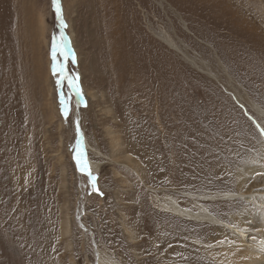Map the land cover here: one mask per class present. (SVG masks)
Here are the masks:
<instances>
[{"label": "rangeland", "instance_id": "rangeland-1", "mask_svg": "<svg viewBox=\"0 0 264 264\" xmlns=\"http://www.w3.org/2000/svg\"><path fill=\"white\" fill-rule=\"evenodd\" d=\"M61 9L63 29L52 0H0V264H95L98 251L118 264H174L182 254L180 264H198V253L218 264L196 234L199 223L186 224L161 203L206 202L230 216L212 206L227 197L250 201L216 189L210 159L223 154L246 163L247 141L263 139L250 117L264 113L263 87L246 66L252 57L260 75L264 51L245 18L264 31V0H61ZM62 31L75 63L59 52L52 59ZM54 64L78 76L86 106L76 105L66 80L57 84ZM109 74L119 93L107 85ZM77 118L89 159L100 163L92 172L99 192L77 166ZM112 135L120 138L116 152ZM218 141L233 149L215 153ZM158 227L181 253L169 255L164 246L152 253Z\"/></svg>", "mask_w": 264, "mask_h": 264}, {"label": "bare ground", "instance_id": "bare-ground-1", "mask_svg": "<svg viewBox=\"0 0 264 264\" xmlns=\"http://www.w3.org/2000/svg\"><path fill=\"white\" fill-rule=\"evenodd\" d=\"M113 16L116 18L115 15ZM117 22H118V19L116 18V20L112 24H107L111 26V29L110 30L107 29L109 30V35L107 36V40H106V44H107L106 45L107 46L106 57H108V59L111 61H114L117 56V53H115L116 48L113 43L117 41L115 38V35L118 34V28L116 27L118 26ZM245 22L248 27L247 31L250 32V36L254 34H257V36H259V42L262 43L259 46L264 51V46H262L264 44L263 29L258 25V22L250 19L249 17L245 18ZM158 39L161 42L168 45L170 48L180 52L179 48L172 41V39H170V37L164 34H160ZM185 58H187V60L190 61L191 63L193 64L195 63L194 59L193 60L189 59L188 56ZM253 63H254L253 58L252 57L249 58L246 69L250 71V74L253 73V77H250V79L255 78V80L260 81V84L262 85L263 92H264V62L261 65L263 72L260 73V75L255 73L256 65ZM208 71L209 70H206L207 74L211 76L212 78H214V76ZM107 81H108L107 85H114L116 88L115 91L119 93V86H117L116 84L117 82L116 76L109 74L107 76ZM128 84L129 86H131V89H132L133 80L129 81ZM137 94H139V92ZM234 99L237 101L240 100V99L238 100V98L236 97ZM260 112L262 111L260 110L257 112L256 110H254L250 117H252L255 120V125H257L258 128L260 129V133L263 139H259V140L256 139L257 137L256 130L254 129L256 137H254V139H250L249 141H247L248 142L247 146L243 150L245 153L247 152V155H246L247 161L245 160L246 163L244 162L243 157L236 158V157L227 156L225 157L226 158L225 159L223 154L222 156H218V157L210 159L212 161V166L214 169L213 175L219 177V180L216 181V183L218 184L216 186V189L218 188V190H220L222 193L226 195L238 194V195L247 196V198L251 196L249 197L250 201L243 200L240 198L228 199L227 197L226 198L227 201L216 203V205L212 206L213 210H214L213 207L215 206H220V208L226 209L230 216H226V214H224V212L222 211L220 212L219 207H215L217 208V210H214V211H212L211 209H207L205 207L206 202H203V203L201 202L197 204L196 208H191V207L188 208L187 206H182L174 200L162 201L163 203H161L165 212H169L171 214H174V215H177V216H180L186 219L187 221H189V222L185 221L186 224H191V222L193 221L199 223L197 225L198 230L196 234L203 243H208L210 245V247L212 248V252L210 250V252L212 253L211 255L218 257L219 259L218 262H215L218 264H225V262L226 264H264V134H262V131H261V129H264V117H263L264 115H262L264 113L263 112L260 113ZM244 121L247 124H249L250 127L252 126L251 123L247 119H244ZM80 132L82 133L81 130ZM109 133H112V132L109 131ZM84 135L82 134L83 151L85 152L87 161L91 168V171L93 173H96L99 169L100 163L95 162L96 160L92 161L89 159L90 157L86 152V149H85L86 147H84V145H86V136ZM77 139L80 142L79 136ZM119 139H120L119 136H116V135L111 136V139H110L111 144H113V147H114V149L112 150L113 152H116V150H118L117 148L120 145L119 144L120 141L118 142ZM212 149L215 153H218V154H221L223 152L228 153L227 151L233 149V145L225 141L224 142L218 141L215 143ZM126 160L127 161L130 160L128 156H126ZM242 161L244 163H242ZM223 180L224 181L226 180V181L224 182ZM66 228H67V222H66ZM232 231H236L238 234ZM152 232H153L152 237L150 239V249L152 253L158 252L159 250H161L160 248L161 246L165 247L163 248L164 250H166L167 253H170L169 255H173L175 252L176 254L181 253V251L179 250L180 248L179 243L175 239V237L170 235L169 233L170 231H168L164 227H158V228H154ZM131 238L133 239V237ZM244 241H247L248 245H244L243 244ZM224 243L225 245H221L218 251H215L213 249L214 245L224 244ZM176 257H179V256H176ZM180 257L182 261L185 260L183 258V254ZM175 261L177 262H173L174 264H180L182 262V261L179 262L177 259ZM187 261L189 260L187 259ZM166 262L168 264V261ZM197 263L198 264H213L204 258L203 253H198ZM96 264H118V263L116 261L114 262V259L111 260L110 258L105 256L102 252L98 251L97 256H96Z\"/></svg>", "mask_w": 264, "mask_h": 264}, {"label": "snow or ice", "instance_id": "snow-or-ice-1", "mask_svg": "<svg viewBox=\"0 0 264 264\" xmlns=\"http://www.w3.org/2000/svg\"><path fill=\"white\" fill-rule=\"evenodd\" d=\"M53 7L55 8L56 16L60 20L61 28H65L67 25L64 23L63 16H62V9H61V0H52ZM60 53L64 57L65 61H68L71 59L73 63H75V53L70 50L69 43L64 37L63 31L60 33V37L57 40L56 43L53 44L52 48V59L53 61H56L57 59V53ZM53 72L54 74L59 73V79L57 80V84H60L62 81H67L68 86L70 90L75 94L76 96V105H85L86 102L84 100V96L81 90V87L78 83V76L74 74H70L67 70L66 64H54L53 66ZM60 104L62 108L63 115L67 118L69 114V102L65 98V95L61 93L60 95ZM76 130L77 134L80 137V142L77 144V148L79 151L77 152V155L75 157L77 166L79 170L85 174L88 177L89 183L91 185V189L94 192H99L98 186H97V177L92 173L90 165L87 161L85 152L83 151V145H82V133L80 132L79 128V119L76 120ZM262 134H264V129H261ZM102 195V193H100Z\"/></svg>", "mask_w": 264, "mask_h": 264}, {"label": "water", "instance_id": "water-1", "mask_svg": "<svg viewBox=\"0 0 264 264\" xmlns=\"http://www.w3.org/2000/svg\"><path fill=\"white\" fill-rule=\"evenodd\" d=\"M96 264V263H95Z\"/></svg>", "mask_w": 264, "mask_h": 264}]
</instances>
